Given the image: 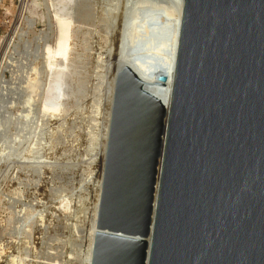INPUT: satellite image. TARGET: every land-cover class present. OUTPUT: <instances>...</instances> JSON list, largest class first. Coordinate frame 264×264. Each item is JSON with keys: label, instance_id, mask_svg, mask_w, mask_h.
Wrapping results in <instances>:
<instances>
[{"label": "water", "instance_id": "obj_1", "mask_svg": "<svg viewBox=\"0 0 264 264\" xmlns=\"http://www.w3.org/2000/svg\"><path fill=\"white\" fill-rule=\"evenodd\" d=\"M139 1L91 264H264V0Z\"/></svg>", "mask_w": 264, "mask_h": 264}, {"label": "rangeland", "instance_id": "obj_2", "mask_svg": "<svg viewBox=\"0 0 264 264\" xmlns=\"http://www.w3.org/2000/svg\"><path fill=\"white\" fill-rule=\"evenodd\" d=\"M116 4L28 0L24 15L22 0H0V264H88ZM60 15L72 20L70 47L55 56Z\"/></svg>", "mask_w": 264, "mask_h": 264}, {"label": "bare ground", "instance_id": "obj_3", "mask_svg": "<svg viewBox=\"0 0 264 264\" xmlns=\"http://www.w3.org/2000/svg\"><path fill=\"white\" fill-rule=\"evenodd\" d=\"M116 1V8L120 9V18H119V36L117 41V53L115 57V67H114V75L115 80L113 82V88H112V95L114 96V93L117 89V81H118V72H119V64L124 63L128 65L130 68L133 69L134 72L139 71V67L129 59V51L132 48V41H133V31H134V25H135V17H136V8L139 1H143L146 3H149L151 0H114ZM169 3H171L172 8L175 13L174 17V28H173V37L171 39V61L169 66V71L166 78V87H167V97H166V105H171L170 103V95L172 93V86H173V79H174V73H175V59L177 54V45L179 40V33H180V27H181V21L183 16V7H184V0H166ZM22 6L23 10L22 13L25 15V11L27 12V6H28V0H22ZM117 10V15L118 16ZM57 16V33L55 36V44H54V55L60 56V55H66L68 53L69 47H70V36H71V21L70 18L64 16L62 18ZM118 16V17H119ZM67 18V19H65ZM118 20V19H117ZM1 67V66H0ZM114 78V77H113ZM112 97V96H111ZM111 105L113 102V98L111 99ZM53 107V113L57 110L56 105H52ZM50 107V105H49ZM112 109V106H111ZM111 109L109 111V123L111 118ZM47 112V111H46ZM110 127V124H109ZM108 129V128H107ZM107 131V136L109 135V131ZM108 138V137H107ZM108 141V139H107ZM105 148L107 147V144H105ZM106 156V149L104 150L102 156H101V169H100V185L99 186V193H98V203L96 206V213L95 218L93 222V229L91 233V251H90V257L88 260V264H91L92 255H93V244H94V238L97 231V225H96V219L98 216V210H99V203H100V197H101V189H102V177H103V167H104V161ZM3 253V252H2ZM3 255V254H2ZM13 255V254H12ZM10 256V255H9ZM13 257V256H12ZM10 258V257H8ZM9 261V262H8ZM6 262L9 264L12 263V258L10 260L8 259Z\"/></svg>", "mask_w": 264, "mask_h": 264}]
</instances>
